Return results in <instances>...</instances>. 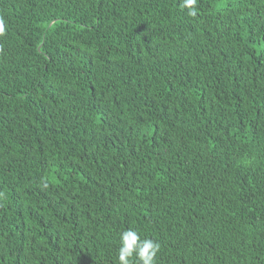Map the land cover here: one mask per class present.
Instances as JSON below:
<instances>
[{"label":"trees","instance_id":"1","mask_svg":"<svg viewBox=\"0 0 264 264\" xmlns=\"http://www.w3.org/2000/svg\"><path fill=\"white\" fill-rule=\"evenodd\" d=\"M0 0V264H264V0Z\"/></svg>","mask_w":264,"mask_h":264},{"label":"clouds","instance_id":"2","mask_svg":"<svg viewBox=\"0 0 264 264\" xmlns=\"http://www.w3.org/2000/svg\"><path fill=\"white\" fill-rule=\"evenodd\" d=\"M181 7L189 16L198 15V0H181ZM3 30L0 24V31ZM160 244L152 238H142L141 234L128 228L119 234L117 253L118 264H156Z\"/></svg>","mask_w":264,"mask_h":264},{"label":"rangeland","instance_id":"3","mask_svg":"<svg viewBox=\"0 0 264 264\" xmlns=\"http://www.w3.org/2000/svg\"><path fill=\"white\" fill-rule=\"evenodd\" d=\"M229 1H230V0H219V1H217L216 6H217L218 8L224 7V6L228 5V2H229Z\"/></svg>","mask_w":264,"mask_h":264}]
</instances>
